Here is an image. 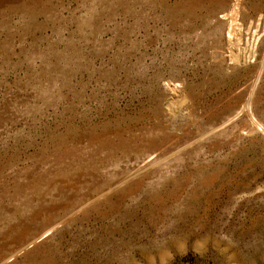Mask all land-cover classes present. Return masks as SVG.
<instances>
[{"label": "rangeland", "instance_id": "374dc122", "mask_svg": "<svg viewBox=\"0 0 264 264\" xmlns=\"http://www.w3.org/2000/svg\"><path fill=\"white\" fill-rule=\"evenodd\" d=\"M0 264H264V0H0Z\"/></svg>", "mask_w": 264, "mask_h": 264}]
</instances>
